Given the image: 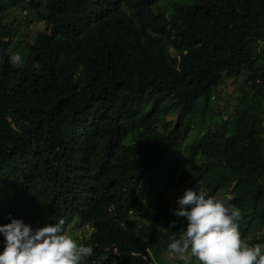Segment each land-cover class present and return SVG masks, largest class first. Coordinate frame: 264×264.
Listing matches in <instances>:
<instances>
[{
    "label": "trees",
    "instance_id": "16d2710c",
    "mask_svg": "<svg viewBox=\"0 0 264 264\" xmlns=\"http://www.w3.org/2000/svg\"><path fill=\"white\" fill-rule=\"evenodd\" d=\"M263 50L264 0H0V223H81L84 264H183L172 189L197 186L247 239L264 227Z\"/></svg>",
    "mask_w": 264,
    "mask_h": 264
},
{
    "label": "clouds",
    "instance_id": "9594fccd",
    "mask_svg": "<svg viewBox=\"0 0 264 264\" xmlns=\"http://www.w3.org/2000/svg\"><path fill=\"white\" fill-rule=\"evenodd\" d=\"M9 63L19 67L24 60L16 52ZM176 204L172 213L184 222L167 244L169 255L183 264H264V243L250 244L242 238L241 211L227 199L189 188ZM8 219L0 223V264H84L93 255V246L79 243L78 235L70 236L81 223L66 225L53 215L52 222L34 227L11 213ZM177 223L171 221L173 226Z\"/></svg>",
    "mask_w": 264,
    "mask_h": 264
},
{
    "label": "rangeland",
    "instance_id": "374dc122",
    "mask_svg": "<svg viewBox=\"0 0 264 264\" xmlns=\"http://www.w3.org/2000/svg\"><path fill=\"white\" fill-rule=\"evenodd\" d=\"M29 15V11H27L26 9H21V8H15L13 10L10 11L9 13V19H13L14 16L17 17L16 19V22H15V26H18V20L20 21H24V22H27V16ZM18 39V37L16 38ZM42 38L40 37L38 40H41ZM35 40V37H31L29 39L26 40V38L24 37V41H27L28 43H33ZM255 65H263L264 66V50L262 51L261 55H260V58H259V61L255 64ZM248 78V71H245L244 74L241 76V77H238L236 79H231V80H228L226 82V85L224 87H221L219 89V94L221 95L220 96V102L219 105L223 106L226 102V96L228 95L227 93H230L231 95H237L239 92H240V87L241 85L245 82V80ZM225 95V98L223 97ZM215 128H217V125H214ZM195 188L198 189V187L196 186ZM187 188H179V187H176V188H173L172 189V195H171V198H172V201H177V198L179 196H181L183 194V192L186 190ZM143 197L145 199H147L148 197V193L151 192V187L148 186V185H145L143 187ZM199 190H202L204 191L203 189H199ZM206 192L210 193L209 190H205ZM153 192V191H152ZM223 193L222 192H218L217 194H215V196L217 198H222L223 197ZM134 227L136 229H141L143 227V222L142 221H138V218H134ZM70 227L68 226V229ZM86 226H82V225H77L74 227V229L72 230L71 232V235L72 237H75L76 235H78V237L81 235L82 231L86 230L85 229ZM263 237L264 238V227L261 228L260 230H255L252 232V234H250V236L247 238V241L248 243L250 241H252V239L254 238H261Z\"/></svg>",
    "mask_w": 264,
    "mask_h": 264
}]
</instances>
